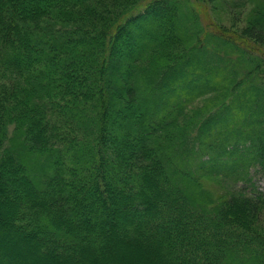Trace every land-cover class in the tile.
Here are the masks:
<instances>
[{
  "label": "trees",
  "instance_id": "16d2710c",
  "mask_svg": "<svg viewBox=\"0 0 264 264\" xmlns=\"http://www.w3.org/2000/svg\"><path fill=\"white\" fill-rule=\"evenodd\" d=\"M128 4L124 12L106 10L109 18L99 19L89 5L104 9L113 1L0 0V183L9 195L18 191V183L35 193L1 202L0 264L34 261L12 259L9 255L14 253L1 244L2 237L19 235L18 224L28 229L21 237H51L54 247L42 245L39 254L65 263L71 259L72 264H133L141 254L144 264H264V234L253 229L258 212H264V192L244 188L247 197L232 194L221 202L211 200L207 192L210 201L202 199L200 193L202 181L212 178L233 185L249 180L253 164L264 173V105L256 110L246 106L255 105L257 87L264 91V83L258 85L251 70L246 78L216 81L214 89L227 95L221 107L195 126L179 128L184 103L209 91L198 92L184 66L188 52L203 44L196 40L178 55L168 50L159 64L150 55L183 41L182 36L167 40L154 32L160 6L170 5L171 14L185 12L188 6L178 0ZM67 8L79 9L76 15L71 12L76 18L65 12ZM262 11L252 30L257 41L264 33ZM188 14L190 10L180 19L189 21ZM71 17L75 23L66 20ZM57 18L62 23H56ZM181 55L184 59L178 61ZM195 65L205 67L203 58ZM109 69L112 73L103 77ZM207 71L217 74L216 65ZM75 74L80 76L74 81ZM249 77L257 82H248ZM232 105L244 110L246 129L244 124L223 129L227 121L220 114ZM124 106H131V112H124ZM253 123L259 128L252 129ZM10 124L13 130L7 139ZM189 131L197 148L189 145ZM243 145L245 151H237ZM198 146V162L190 173L180 162ZM129 147L135 153L122 157ZM222 157L236 168L216 166ZM175 162L179 173L170 178L168 165ZM159 168L164 171V179H157L162 191L150 195ZM9 176L10 181L3 182ZM127 208L136 212L125 213ZM112 236L119 241L113 242L114 261L102 252Z\"/></svg>",
  "mask_w": 264,
  "mask_h": 264
},
{
  "label": "rangeland",
  "instance_id": "374dc122",
  "mask_svg": "<svg viewBox=\"0 0 264 264\" xmlns=\"http://www.w3.org/2000/svg\"><path fill=\"white\" fill-rule=\"evenodd\" d=\"M113 1V6L109 7L104 6V9L95 8L93 6L89 5V8H91V11L94 13H97L99 19L104 17L105 11L110 12H124L129 7L128 3H131L133 0H108ZM176 1V0H174ZM182 2V4H186L188 8H185V12L183 11H174V13H169V10L171 9L170 5H162L161 13L155 16L154 18V32L159 33L161 37L167 38V40H176L177 37H183V41L178 42L176 46H169L165 49L159 48L154 52L153 61L158 64L160 62L165 61L167 57H164L163 55L169 50L171 53L183 54L184 51H189L191 49V46L195 44L196 40H198V43L202 45V47L197 50L191 49L188 52V57L184 59V57L181 55V57L178 58V61H183L187 63L185 66V70L191 71L189 73V76L193 78L196 88H198V92L201 90H209L203 91L200 95L195 96L192 99H189L188 102L184 103L185 109L182 110L184 118L182 117L181 120H179L178 127H185L189 128L190 126H195L199 123V121H202L206 117H208L210 114H212L215 110L219 109L221 107V103L224 102V98L227 97L226 93L221 94V90L216 91L214 88H216L215 84H218L216 81H221L222 84L225 83L227 79L231 80L233 78H246L248 74H251L250 70L253 72L252 75H256L258 77V82L256 79L249 77L247 80L248 82H257L258 85H260L262 82L264 83V33L262 36L256 37L259 38L257 41L252 36V30L254 29V25L259 18V15L263 13L264 9V0H178ZM115 2V4H114ZM24 3V1L22 2ZM128 4V5H127ZM120 6V8H119ZM66 8V7H65ZM119 8V9H118ZM191 8V9H190ZM79 9H65V12L68 13V15L75 16ZM118 10V11H117ZM190 10V20L187 22H184L180 19L181 14H187ZM129 11V10H128ZM71 12H73V15ZM82 13V12H81ZM169 13V14H168ZM89 15V14H87ZM68 18L66 20L72 21L75 23L74 18ZM106 17V16H105ZM76 18V16H75ZM92 18V16H91ZM106 18H109L107 16ZM60 21H56V23H62V19L57 18ZM55 19V20H57ZM100 23V21L98 22ZM97 27V26H94ZM203 31V32H201ZM255 31V30H254ZM186 38H189L188 40H185ZM227 40V41H226ZM246 42V44L244 43ZM177 42V41H172ZM238 43V44H237ZM250 43L251 46L255 47L254 50H248L249 48L245 47ZM248 46V45H247ZM256 46L259 47V51L257 50ZM165 47V46H162ZM131 52L133 50H130ZM124 53H127L124 51ZM204 53V54H203ZM258 53V54H257ZM117 54V53H116ZM203 58L205 67H196L195 65L197 62H199ZM189 59V61H187ZM152 60L151 58L148 59V64ZM212 65H216L217 74L212 73L213 75H209L208 69L211 68ZM103 77L105 75H109L112 73V71L109 69V71H105ZM80 76V74H75L72 76V80L75 81ZM251 76V75H250ZM260 82V83H259ZM103 91L108 90V88L104 86H99ZM214 89V90H213ZM258 89V96L256 97L257 101H255V105H246L249 109H258L259 105H264V91L260 89V86L257 87ZM212 90V91H210ZM197 92V91H196ZM90 94L94 95L93 91H89ZM248 92L242 93L241 96L239 95V98L243 99V96H247ZM170 96L166 94V99L169 100ZM240 99V100H241ZM255 99V100H256ZM226 102L224 105H226ZM131 106H124L123 110L126 113L131 112ZM231 113L228 117V114ZM220 115H224V119L227 121L223 124L224 130H226V126H234V128H242L241 126L244 124L242 119H245V112L241 108V105L236 107L235 105H232L231 108L228 111H225V113H221ZM118 117V115H117ZM120 117V114H119ZM242 124V125H241ZM247 128L248 124H244L243 128ZM245 128V129H246ZM259 128L255 127L254 123L252 124V129ZM244 129V130H245ZM13 125H8L6 129V138L10 137L12 135ZM194 133L189 131L188 136V142L189 145L195 148H197V141L194 140ZM6 139V140H7ZM203 141H201L202 143ZM200 143V142H199ZM203 146V145H202ZM231 147L226 146V148ZM136 149H124L121 152L122 157H127L133 153H135ZM245 151L244 145L240 147H237V151ZM200 151V147L198 146V149L196 152L191 154V156L188 159H185L180 162V164L184 163L186 171L189 170L191 173V168H195V163L198 162V154ZM176 155V154H174ZM178 155V154H177ZM257 155V153H256ZM234 157V155H233ZM204 159V158H203ZM225 157H222L221 160H216L215 164L216 166H220V168L225 169H234L235 164H227L225 161ZM178 162H175L174 164L168 165V169L170 170L171 176L176 178V175H178L179 170L177 164ZM179 164V165H180ZM239 168H242V165H238ZM47 167V165H46ZM181 167V166H180ZM45 168V167H44ZM261 168L258 165L253 164V166H250L249 168V177H251L249 180L246 179L244 182L240 181L237 185H233L228 183L224 179L219 178H212L209 179V182L202 181L203 183V189L200 190V193L203 197H206L207 200L210 201V199L207 197V193H211L213 195V198L211 200H217L221 202L222 200H226V196L232 194L245 196L248 195L246 193H249L247 191L252 192L253 190L255 192H264V173L260 170ZM152 177L153 184L150 188V195L154 194H161L160 191H162V184L157 181V179H164V171L162 169H157ZM193 171V170H192ZM196 172H200L196 170ZM200 175V174H199ZM197 175V176H199ZM30 176L36 180L37 183L41 184L42 180L36 173H31ZM181 176V175H180ZM184 176V175H183ZM187 177V176H186ZM17 177V179H19ZM132 179L131 176H129L126 180L130 181ZM213 180H216V182H213ZM10 181V176L3 179V182ZM251 181V182H249ZM174 183V180L171 181ZM176 182V181H175ZM19 186H17L18 191H15L13 195H9L7 189H5L4 186L0 183V207L2 206L1 202L3 199L9 197L10 200H15L19 197H34L35 193L33 189L29 185H24L23 183H18ZM42 188V186L40 185ZM241 188V189H240ZM247 190L246 193L242 192L244 189ZM43 190V189H42ZM193 190L197 194L195 187H193ZM242 190V191H241ZM207 192V193H206ZM191 193V192H190ZM189 194V193H188ZM194 194V196L196 195ZM194 196L191 194L190 197L194 198ZM224 196V197H223ZM160 200L163 199V195H160ZM196 197V196H195ZM241 198V197H240ZM118 200H121L118 198ZM159 200V201H160ZM160 203V202H159ZM162 203V202H161ZM115 205V203H113ZM160 205V204H159ZM125 213L131 214L136 212L133 208H127L124 210ZM264 211V210H263ZM1 212V210H0ZM159 214V212H158ZM137 215V214H136ZM129 216V215H128ZM264 212L260 213L258 212V220L255 221L253 226L254 230L257 232H261L264 234V224H262ZM21 229L18 230V234L21 235L23 231H27L28 229L25 226H22L18 224ZM91 226V224H90ZM93 226V225H92ZM91 226V228H92ZM4 227V231H7L8 228ZM34 228V227H31ZM20 231V232H19ZM39 234L44 235L43 231H40ZM19 235H13L10 238H3L1 240V244H4L6 249H8V252L11 254L14 253V255H9L12 259L19 258V260H22L24 262L34 260L32 264H72L74 260L66 261L65 262H59L57 260H54V258L50 257L49 255H40L39 251L40 248L44 247V249H50V246H53V239L48 236H41L40 235V241L39 239H28L21 237ZM112 239H109L108 241L105 240L106 246L102 247L103 256L105 258H112L114 261L115 258V252H114V246L113 242L117 240L116 236H112ZM114 242V243H115ZM119 242V241H118ZM117 243V242H116ZM37 245V250L33 248V246ZM54 247V246H53ZM53 249V248H52ZM12 251V252H11ZM54 253V251H51ZM127 254V253H126ZM141 255V254H140ZM139 254H136L132 252L131 256H135L136 258L134 260H138V263L133 264H144L142 261L147 262L145 256H140ZM74 257V256H72ZM15 261V260H14ZM16 262V261H15ZM121 263V262H120ZM99 264V263H97ZM128 264V263H126Z\"/></svg>",
  "mask_w": 264,
  "mask_h": 264
}]
</instances>
